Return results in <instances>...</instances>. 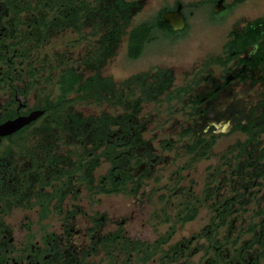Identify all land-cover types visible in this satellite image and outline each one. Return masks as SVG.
<instances>
[{"label": "flooded vegetation", "instance_id": "1", "mask_svg": "<svg viewBox=\"0 0 264 264\" xmlns=\"http://www.w3.org/2000/svg\"><path fill=\"white\" fill-rule=\"evenodd\" d=\"M0 264H264V0H0Z\"/></svg>", "mask_w": 264, "mask_h": 264}, {"label": "water", "instance_id": "2", "mask_svg": "<svg viewBox=\"0 0 264 264\" xmlns=\"http://www.w3.org/2000/svg\"><path fill=\"white\" fill-rule=\"evenodd\" d=\"M163 18L166 22H169L174 29H181L183 26V20H182L180 13H179V9L177 10L176 15L174 13H172V14L167 13L164 15ZM21 124L22 123L19 121L12 122L11 126L7 127V130L13 131V130L17 129Z\"/></svg>", "mask_w": 264, "mask_h": 264}]
</instances>
